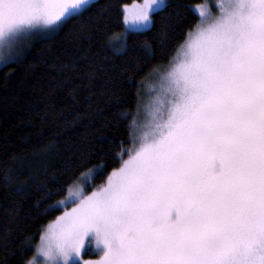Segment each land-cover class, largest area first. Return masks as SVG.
Masks as SVG:
<instances>
[{
  "label": "snow or ice",
  "instance_id": "1",
  "mask_svg": "<svg viewBox=\"0 0 264 264\" xmlns=\"http://www.w3.org/2000/svg\"><path fill=\"white\" fill-rule=\"evenodd\" d=\"M91 6L0 0V50L12 53L0 66L19 58L23 37L54 31ZM165 6H134L125 31L148 27ZM216 8L196 6L201 21L163 71L154 70L161 88L143 118L137 93L136 110L127 113L133 146L120 148L119 167L88 194L81 189L47 206L74 204L35 245L25 238L20 264H79L92 240L102 255L84 264H264V0H222ZM111 39L126 46L123 35ZM103 167L83 158L48 196L74 179L91 186ZM0 181L23 188L11 168Z\"/></svg>",
  "mask_w": 264,
  "mask_h": 264
},
{
  "label": "trees",
  "instance_id": "2",
  "mask_svg": "<svg viewBox=\"0 0 264 264\" xmlns=\"http://www.w3.org/2000/svg\"><path fill=\"white\" fill-rule=\"evenodd\" d=\"M140 1L93 0L56 30L23 37L19 58L0 66V173L11 168L23 185L17 191L0 181V264H20L25 238L35 245L62 213L44 209L67 194L48 196L69 169L83 158L103 161L86 187L91 192L119 167L120 148L132 143L127 113L136 110L137 93L198 24L195 7L204 2L167 0L151 26L128 32L118 51L111 38L125 30L124 7ZM31 255L23 249L24 258Z\"/></svg>",
  "mask_w": 264,
  "mask_h": 264
},
{
  "label": "rangeland",
  "instance_id": "3",
  "mask_svg": "<svg viewBox=\"0 0 264 264\" xmlns=\"http://www.w3.org/2000/svg\"><path fill=\"white\" fill-rule=\"evenodd\" d=\"M221 2H222V0H204V2L202 4H200V5H198V6H202L204 9H206L208 11H211V12H213L215 14L218 11L217 8H216V4L221 3ZM143 3H144V0H142L140 2L132 3L130 5H126L124 7V10H123L124 11V17L126 15V12H130V11H132L134 9V6L140 5V4H143ZM166 3H167V0H164V4L165 5H166ZM195 10H196V7H195ZM200 21H201V17H200ZM124 25H125V21H124ZM150 26L151 25H149L146 28L145 27H140V28L130 29L127 32L124 30V32L121 33L120 35H123V36L126 37L127 33L130 32V31H141V30L148 29ZM125 29H126V25H125ZM114 46H115V48L118 51H123L125 49V46H121L118 43H115ZM4 53H5V51L0 50V57H2V55ZM175 55H176V53H175ZM167 64L168 63H166L163 66H160V67H158L156 69H160L161 71H163L164 67ZM160 88H161L160 77L157 76V75H155L154 74V71H153L150 74L149 78L148 77L146 78V80H145V82L143 84V89H142V94H141V99H140V105H141V111H140V114H139L140 115V118L145 117L147 107L151 105V102L159 94ZM136 135H138V133H136ZM132 146L133 145L131 143V146L130 147H132ZM86 187H87V185H85L80 180H78L74 185H72L71 187H69L66 195H69L71 193L77 192V191H79L81 189L84 190L85 194H88L89 192L86 190ZM73 206H74V204L69 203V204H66L65 206L57 207V208H61L63 210L62 213L59 216H61L64 211L70 210ZM56 220H57V218L54 221H52L49 224H47L43 228L42 232H46L48 226L50 224H55ZM101 255H102V252L98 250V248L96 246L95 240H92V241L86 243V245H85L84 249H82L80 255L78 257H76V260L79 262V264H84V261H95V260L99 259V257Z\"/></svg>",
  "mask_w": 264,
  "mask_h": 264
}]
</instances>
